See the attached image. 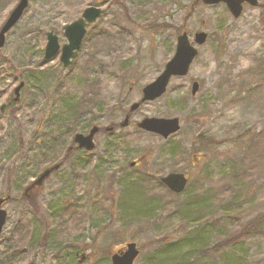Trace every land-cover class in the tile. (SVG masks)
<instances>
[{
	"label": "rangeland",
	"instance_id": "obj_1",
	"mask_svg": "<svg viewBox=\"0 0 264 264\" xmlns=\"http://www.w3.org/2000/svg\"><path fill=\"white\" fill-rule=\"evenodd\" d=\"M17 1L0 0V27ZM257 3L234 17L201 0H28L0 49V107L24 81L13 118L0 109V196L11 195L0 264H110L130 241L140 249L134 264H264V0ZM88 6L102 13L71 64L62 65L60 50L44 60L45 33L61 47L62 27ZM183 30L190 42L207 35L187 74L130 111ZM146 117H177L180 128L164 139L138 128ZM91 126L100 129L95 147L75 148L74 134ZM57 163L33 193L48 224L40 247L45 232L22 191ZM172 171L189 179L178 195L160 182Z\"/></svg>",
	"mask_w": 264,
	"mask_h": 264
},
{
	"label": "water",
	"instance_id": "obj_2",
	"mask_svg": "<svg viewBox=\"0 0 264 264\" xmlns=\"http://www.w3.org/2000/svg\"><path fill=\"white\" fill-rule=\"evenodd\" d=\"M204 4L215 5L218 3H224L229 12L238 17L242 12L244 3L251 6H257V0H201ZM28 5V0H18L16 5L10 11L6 20L0 28V48L4 46L6 33L18 22L23 12ZM102 10L99 7L88 6L81 14V17L74 20L70 24L63 26V32L67 39V43L59 47L57 36L52 32L46 33V43L44 46V60L51 59L60 49V61L64 67L71 63V60L75 57L76 51L80 46L81 40L85 33L86 26L96 20ZM206 33L203 31L196 32L193 36V44L188 40L186 31L178 34L176 37L175 51L172 57L164 64L162 71L157 77L150 83L146 84L142 88V97L140 102L133 103L130 106V111L138 108L141 102L154 100L161 96L167 87V84L171 77L184 76L188 72V69L196 57L198 51L195 45H202L206 41ZM23 86V82H20L14 89L15 100L17 99L19 90ZM198 83L194 81L191 85V94L194 95L198 90ZM3 107V106H2ZM128 124V116H125L124 120L120 123L122 127ZM139 129L159 135L162 138L176 133L180 127L179 119L177 117L162 118V117H146L137 123ZM112 127H108L107 130H111ZM98 132L97 126H92L87 134L76 133L73 137V142L77 144V148H84L90 151L94 148L93 138ZM134 162H131L132 166ZM60 164H54L44 169L37 178L33 181L31 186L25 188L27 192L32 186H39L43 181L54 171L59 168ZM160 181L172 192L181 193L187 183V179L183 173L171 172L161 177ZM9 198L8 195L0 197V233L6 221V211L2 208L3 203ZM139 254V249L135 242H128L122 248L112 252L110 255L111 264H133Z\"/></svg>",
	"mask_w": 264,
	"mask_h": 264
},
{
	"label": "trees",
	"instance_id": "obj_3",
	"mask_svg": "<svg viewBox=\"0 0 264 264\" xmlns=\"http://www.w3.org/2000/svg\"><path fill=\"white\" fill-rule=\"evenodd\" d=\"M187 16V15H186ZM186 16H184V18L183 19H185L186 18ZM3 59V58H2ZM3 60H5V59H3ZM92 87V86H91ZM18 100H19V98L17 99V100H14V98L12 97L11 98V96L9 97V102H8V104H5V108L7 109V111H8V115L11 117V118H13V115H14V112H13V108L14 107H16V106H18ZM10 107V108H9ZM9 108V109H8ZM69 107L67 106V105H65V109H64V115L66 114V115H68L69 116ZM71 114V113H70ZM16 136H18V143H19V147L21 148L22 146H23V143H22V139H21V133L18 131L17 133H16ZM239 140V142L236 144V145H239V144H242V142H243V140H244V138H239L238 139ZM199 141H200V143H202L203 142V144L204 143H207V140L205 139L204 141L203 140H200L199 139ZM209 141V140H208ZM69 154V149H67V151H66V153H65V156H64V158H63V160L67 157V155ZM142 158H144V157H142ZM62 160V162H64ZM43 161H50L48 158H46V157H44V159H43ZM12 165V164H11ZM6 173H7V175H6V178H7V180H8V178H11V174H12V171H11V168H7L6 169ZM39 187H35V188H33V189H31V191H29V196L28 197H24V196H22L21 197V199L23 200V201H25L31 208H32V210H33V213L35 214V216L38 218V220L40 221V223H41V225L43 226V230H44V232L45 233H43L41 236H40V240H39V243H40V247L41 246H43V244H45L44 242L49 238V236H48V233H46L47 232V229L46 228H48L47 226H48V224L46 223V221L44 220V217L41 215V213H40V211H39V209H38V206H37V204H36V201H35V199H34V197H35V195L33 196V193H35L36 191V189H38ZM185 190H186V188H185ZM184 190V191H185ZM255 226V225H254ZM253 226V227H254ZM28 234H31V233H28ZM30 239H31V236L29 237ZM229 239V237L228 238H226V239H224V240H228ZM221 242V241H220ZM217 243V245L216 246H211V247H209V248H205V249H203V250H201V251H197L196 252V256L197 257H204V256H206L207 254H210V253H215V252H217V251H219L218 250V248H219V246L221 245V244H224V243H226L225 241H223V243ZM8 259L9 260H11L12 259V256H9L8 257Z\"/></svg>",
	"mask_w": 264,
	"mask_h": 264
},
{
	"label": "flooded vegetation",
	"instance_id": "obj_4",
	"mask_svg": "<svg viewBox=\"0 0 264 264\" xmlns=\"http://www.w3.org/2000/svg\"><path fill=\"white\" fill-rule=\"evenodd\" d=\"M111 131V130H110ZM194 158H196V160H199V156H194ZM137 164V163H136Z\"/></svg>",
	"mask_w": 264,
	"mask_h": 264
}]
</instances>
